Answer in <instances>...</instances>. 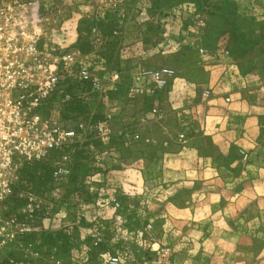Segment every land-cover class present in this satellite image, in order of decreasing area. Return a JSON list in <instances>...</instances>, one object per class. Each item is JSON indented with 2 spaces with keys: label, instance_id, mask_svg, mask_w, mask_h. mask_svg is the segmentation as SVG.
<instances>
[{
  "label": "rangeland",
  "instance_id": "374dc122",
  "mask_svg": "<svg viewBox=\"0 0 264 264\" xmlns=\"http://www.w3.org/2000/svg\"><path fill=\"white\" fill-rule=\"evenodd\" d=\"M54 3L46 48L93 55L103 94L74 104L80 117L61 112L90 129L85 140L73 142L68 161L58 155L49 161L48 179L39 177L41 169L23 176L15 202L3 210L17 221L9 230L13 240L0 248V264L10 257L15 264H102L100 250L125 248L133 264H154L163 246L172 264H264V0ZM167 68L174 70L168 86L151 94L150 73ZM114 73L119 78L112 81ZM218 96L224 102L211 103ZM154 106L158 116L149 115ZM228 113L258 119L240 120L233 128H242V136L229 137L228 152L212 165L203 168L195 155L183 154L181 168L191 172L178 179L169 172L175 170L169 157L165 171L157 166L159 151L188 147L177 134L179 123L214 117L219 125L215 117ZM105 120L113 131L127 129L140 139L103 141L96 126ZM169 128L175 136L163 139ZM229 139L221 136L218 146ZM60 167L69 173L55 181ZM19 223L35 230L21 233ZM94 234L102 238L100 250L89 248Z\"/></svg>",
  "mask_w": 264,
  "mask_h": 264
},
{
  "label": "built area",
  "instance_id": "2783aa9c",
  "mask_svg": "<svg viewBox=\"0 0 264 264\" xmlns=\"http://www.w3.org/2000/svg\"><path fill=\"white\" fill-rule=\"evenodd\" d=\"M54 2L0 0V248L13 240L9 230L17 218L12 213L6 217L3 210L15 202L23 183V170L34 162L49 163L55 155L60 162L68 161L73 142L86 138L90 123L79 120L72 125L69 119L61 117V112L67 110L80 117L71 106L88 104L103 94V77L94 68L93 55L76 48L57 55L46 48V30ZM200 51L204 52V48ZM173 75L174 70L169 68L152 71L151 94L164 90ZM118 78V73L110 76L112 81ZM203 96L209 97V91H204ZM50 108L54 109L51 114ZM158 113L156 106L149 110V115ZM96 127L105 142L115 138L125 142L129 136L133 141L140 139L139 133L127 129L113 131L108 120ZM186 136L184 129L179 132L180 139L185 140ZM68 173L67 168L60 167L53 171V179L60 181ZM28 206L33 212L32 204ZM18 226L21 233L35 230L27 223ZM151 226L149 223L148 227ZM101 242V236L94 234L90 250H100ZM13 245H17L15 240ZM87 253L88 248H82L81 254ZM99 253L102 264H133V254L126 248L116 250L115 254L102 250ZM153 257L154 264H172L171 250L166 246ZM7 263L16 261L10 257Z\"/></svg>",
  "mask_w": 264,
  "mask_h": 264
},
{
  "label": "crops",
  "instance_id": "0c3cea01",
  "mask_svg": "<svg viewBox=\"0 0 264 264\" xmlns=\"http://www.w3.org/2000/svg\"><path fill=\"white\" fill-rule=\"evenodd\" d=\"M224 98L225 96H218L215 99L211 100V103H223ZM260 113H264V109ZM236 116H237L236 113L233 114L228 113V116L223 115L221 117L218 116L215 117L218 118V121H220L219 125L214 122L215 121L214 117H211V120L203 119L200 122L194 124V126H190L189 122L186 121H184L183 123H179L176 126L177 134H179V132L184 129L185 133L187 134L185 143L188 145V147L183 148L182 146L179 147L180 145L176 146L173 144L172 146H174L178 150H181L182 148L184 150L183 151L177 150L178 153L176 152L165 153L164 151H159L160 157L159 159H157V163H158L157 166H159L162 171H165L163 165L171 164L172 166V163L174 162L175 164L172 167L175 170H170L169 172L171 173V175H175L176 179H178V178H186L187 175L191 172L190 170H188L190 166H187L183 169L181 168L179 161H181V156L183 154L189 155L190 153L191 156L195 155L196 160L199 161L201 165H203V168H206L207 165L208 166L212 165V163L214 162V158L217 159L228 152L229 150L228 146L232 143L231 142L232 139L231 138L229 139V137L242 136V128L236 129L233 127L238 126L240 120L243 124H247V121L252 123L254 121H257L258 119V117L250 116V115L243 119L241 117H236ZM260 118L261 121H264V116ZM192 127L194 129L193 131H192ZM240 127L242 126L240 125ZM250 132H251L250 134H254L255 130L250 128ZM174 136H175V129L172 128V130L170 129L168 132L167 131L163 132L162 138L168 140ZM221 136H225L229 140L227 144H224L223 146H218L219 145L218 138H221ZM143 155L146 156V152ZM167 159L169 160L168 164H167ZM143 161H148V159L147 160L145 159ZM188 164H190V162H188ZM179 183L180 182H177V184ZM188 205L190 206V208H192L194 204L189 203ZM201 205L206 207L208 204L202 203ZM229 205L232 206L235 204H229Z\"/></svg>",
  "mask_w": 264,
  "mask_h": 264
},
{
  "label": "trees",
  "instance_id": "16d2710c",
  "mask_svg": "<svg viewBox=\"0 0 264 264\" xmlns=\"http://www.w3.org/2000/svg\"><path fill=\"white\" fill-rule=\"evenodd\" d=\"M110 25L111 24H108L109 27H110ZM80 50L84 51L81 48H80ZM72 106H71V110L73 112L78 109L77 107H74V106L72 107ZM76 106H78V104ZM39 169L42 170L41 173L39 174V177H45L47 179L50 177L52 168L48 162L47 163H45V162H34L30 167L23 170L22 175L25 177H32V176L36 175V173Z\"/></svg>",
  "mask_w": 264,
  "mask_h": 264
}]
</instances>
